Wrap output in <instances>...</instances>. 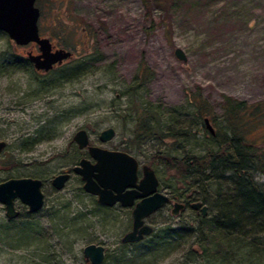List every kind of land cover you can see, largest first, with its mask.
Segmentation results:
<instances>
[{
  "label": "rangeland",
  "instance_id": "374dc122",
  "mask_svg": "<svg viewBox=\"0 0 264 264\" xmlns=\"http://www.w3.org/2000/svg\"><path fill=\"white\" fill-rule=\"evenodd\" d=\"M34 5L38 33L69 51L71 59L46 73L31 66L7 68L28 52L35 54L36 46L15 47L0 32V142L5 144L0 183L36 179L43 196L33 216L15 201L18 217L9 232L0 230V264H86L81 249L87 244L101 245L108 264H198L193 253L199 251L192 244L198 216L189 208L171 216L168 204L145 220L152 229L149 236L122 245L120 238L130 230L129 210L99 209L82 191L71 169L89 158L71 138L83 130L90 145L124 152L148 166L160 193L178 203L189 193L199 200V191L187 192L184 182L150 157L204 153L206 141L189 103L196 93L209 108L206 117L213 128L224 126L223 97L264 108V0H159L151 7L141 0H35ZM175 49L184 62L174 57ZM142 109L157 116L158 136L184 129L194 139L135 142ZM257 114L251 116L252 126L242 121L247 129L242 137L253 144L264 141V110ZM108 128L112 138L100 143L99 133ZM62 172L70 178L56 191L50 180ZM254 179L262 181L258 175ZM205 206L210 218L212 207ZM6 221L0 205V227ZM24 226L39 232L37 241L32 236L16 242L21 233L12 228ZM166 235L168 242L158 239ZM261 242L264 251V236ZM239 256L235 253L233 260ZM245 261L253 263L252 258Z\"/></svg>",
  "mask_w": 264,
  "mask_h": 264
},
{
  "label": "trees",
  "instance_id": "16d2710c",
  "mask_svg": "<svg viewBox=\"0 0 264 264\" xmlns=\"http://www.w3.org/2000/svg\"><path fill=\"white\" fill-rule=\"evenodd\" d=\"M141 1L144 7H151L159 0ZM29 66L31 65L26 58L7 64V68L17 70ZM189 103L195 110L194 115L199 120L198 126L206 141L204 153L200 156L184 155L181 158L156 153L150 157V162L184 182L187 192H200L199 200L189 193L184 197V204L200 202L202 205L209 203L212 207L210 218L197 215L198 223L193 232L196 241L192 244L199 251V255L193 253L194 260L199 258L198 264H244L247 263L245 260L251 258L252 264H261L264 253L260 249L264 236V141L259 144L247 142L242 137L241 130H247L242 124L243 120L246 123L249 121L252 126L254 118L251 116L258 117L257 113L264 108L223 97L221 107L224 126H210L213 131V135H210L203 124V119L209 120L206 117L210 112L208 106L200 99L199 93L194 94ZM156 119L153 111L142 109L133 131L135 142L142 143L154 137L183 141L194 139V134L184 129L175 133L161 132L158 136L157 131L161 129ZM254 175L262 178L261 183L255 181ZM170 199L178 202L177 199ZM9 224H12V220H7L0 227L2 233L6 234L11 230ZM12 229L16 230V234L21 233L20 236L17 235L18 244L32 236L37 241L35 237L40 236L39 232L30 231L26 226ZM167 236H158V239L167 241ZM155 248L156 245H152V249ZM235 253L240 255V259L236 257L233 260ZM113 263L120 264V261L114 260ZM102 264H108L105 257Z\"/></svg>",
  "mask_w": 264,
  "mask_h": 264
},
{
  "label": "water",
  "instance_id": "95a60500",
  "mask_svg": "<svg viewBox=\"0 0 264 264\" xmlns=\"http://www.w3.org/2000/svg\"><path fill=\"white\" fill-rule=\"evenodd\" d=\"M35 0H0V32L6 35L16 47L28 44L36 46V54L26 53V60L36 72L46 73L54 65L70 58V52L57 49L51 52V46L46 38H40L37 29L39 10L34 5ZM174 57L184 62L185 57L178 49L174 50ZM205 129L210 135L213 131L207 119H203ZM113 136L112 129H105L98 135V141L104 143ZM71 141L78 150H84L88 159H80L71 173L79 177L82 191L96 199V203L105 208L112 207L115 203L123 208L132 207L130 212L131 229L120 238L121 244L139 242L151 233V228L143 225V220L157 210L163 208L168 198L157 192V180L153 171L141 167V178L137 180V162L128 154L120 151H110L89 145L86 133L76 131ZM5 147L0 142V152ZM68 180V174L53 177L51 187L59 191ZM40 181L30 178L8 179L0 183V205L3 207L4 218L13 220L17 216L13 202L17 200L25 206L28 214L37 213L43 205L40 192ZM138 200L134 205L133 201ZM189 208H199L200 217L206 216V206L192 203ZM182 209L181 204L174 203L170 211L171 216H176ZM83 261L88 264H102L104 248L97 244H87L81 249Z\"/></svg>",
  "mask_w": 264,
  "mask_h": 264
},
{
  "label": "flooded vegetation",
  "instance_id": "af4514ba",
  "mask_svg": "<svg viewBox=\"0 0 264 264\" xmlns=\"http://www.w3.org/2000/svg\"><path fill=\"white\" fill-rule=\"evenodd\" d=\"M37 29H38V26H37ZM39 37H40V38H44V37H41L40 34H39ZM46 39H47V38H46ZM48 41H49V40H48ZM49 43H50V41H49ZM50 46H51V52H53L54 50L59 49V48L54 47L51 43H50ZM35 54H36V53H35ZM70 54H71V53H70ZM70 59H71V55H70V58H68V59H66V60H64V61H67V60H70ZM62 62H63V61H62ZM62 62H61V63H62ZM55 66H57V65H54V66L51 68V70H52ZM58 66H59V65H58ZM51 70H50V71H51ZM48 72H49V71H48ZM84 132H85V131H84ZM86 136H87V134H86ZM97 139H98V137H97ZM87 140H88V136H87ZM88 144H89V142H88ZM89 145H90V144H89ZM99 148H100V147H99ZM102 149H103V148H102ZM83 151H84V150H83ZM84 152H85V151H84ZM81 159H84V158H81ZM79 160H80V159H79ZM79 160H78V161H79ZM88 160L92 163V161H91L90 159H88ZM77 163H78V162H77ZM76 165H77V164H76ZM76 165H75V166H76ZM142 166H144V165L139 166V165L137 164V172H136L137 180H139V179L141 178V173H140L141 170H140V169H141ZM147 167H148V166H147ZM72 168H73V167H72ZM71 170H72V169H71ZM61 174H68V180H69V178H70L69 173H67V172H62V173H60V174H58V175H61ZM153 174H154V173H153ZM56 176H57V175H56ZM154 176H155V175H154ZM54 177H55V176H54ZM78 178H79V177H78ZM155 178H156V177H155ZM68 180H67V181H68ZM79 180H80V179H79ZM38 181H39V180H38ZM50 181H51V180H50ZM40 183H41V182H40ZM81 184H82V183H81ZM50 186H51V185H50ZM41 187H42V184H41V186H40V189H41ZM52 189H53V188H52ZM156 189H157V192H159V191H158V182H157V187H156ZM40 192H41V191H40ZM159 193H160V192H159ZM41 194H42V193H41ZM161 194H162V193H161ZM163 195H165V196L168 198V202H167V204H166L165 206H167L168 204H170V205H171V209H172V205H173L174 203H177V204H181V205H182V209H181L180 211H178V213L181 212V211H183V210L186 209V208H189V206H190L192 203H197V202H191V203H187V204H186V203H185V204H184V203H178V202H176V201H172L168 195H166V194H163ZM42 197H43V196H42ZM93 198H94V197H93ZM94 199H95V198H94ZM15 201H17V200H15ZM15 201L13 202V206H14V204H15ZM137 201H138V200L135 199V200L133 201V205H134ZM95 202H96V199H95ZM198 203H200V202H198ZM200 205H202V204L200 203ZM22 206H23V205H22ZM42 206H43V205H42ZM115 206L120 207V208H123V207L120 206V204L115 203L112 207H109V208H107V209L114 208ZM165 206H164V207H165ZM204 206H205V205H204ZM24 207H25V206H24ZM132 207H133V206H132ZM132 207H129V208L127 207V208H124V209H128V210H129V214H130V212H131V210H132ZM25 208H26V207H25ZM104 208H105V207H104ZM161 209H162V208H161ZM161 209H159V210H161ZM171 209H170V211H171ZM189 209H190V208H189ZM14 210H15V207H14ZM40 210H41V209H40ZM40 210H39V211H40ZM159 210H157V211H159ZM190 210H191V209H190ZM15 211H16V210H15ZM39 211H38V212H39ZM157 211H156V212H157ZM191 211H192L193 213H195V215H199V216H200V214H199V208H198L197 210H191ZM16 212H17V216H16V218H17L18 215H19V213H18V211H16ZM26 212H27V209H26ZM27 213H28V212H27ZM154 213H155V212H154ZM154 213H153V214H154ZM169 213H170V212H169ZM35 214H36V213H35ZM29 215H34V214H29ZM151 215H152V214H151ZM151 215H149V216H151ZM170 215H171V214H170ZM149 216H148V217H149ZM148 217H147V218H148ZM16 218H15V219H16ZM147 218H145V219L143 220V225H147V224L145 223V220H146ZM147 226H148V225H147ZM149 227H150V226H149ZM150 228H151V227H150ZM130 229H131V225H130ZM129 231H130V230H129ZM129 231H128V232H129ZM126 233H127V232H126ZM151 233H152V229H151ZM151 233H150V234H151ZM124 234H125V233H124ZM124 234H123V235H124ZM150 234H149V235H150ZM149 235H148V236H149ZM146 237H147V236H146ZM142 239H143V238H142ZM140 241H141V240H140ZM140 241H139V242H140ZM136 243H137V242H136ZM132 244H135V243H132ZM122 245H129V244H122Z\"/></svg>",
  "mask_w": 264,
  "mask_h": 264
}]
</instances>
